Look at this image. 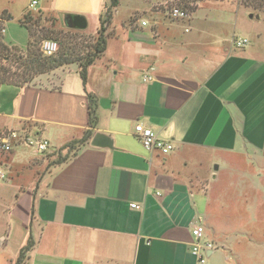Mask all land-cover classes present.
<instances>
[{
	"label": "crops",
	"instance_id": "obj_1",
	"mask_svg": "<svg viewBox=\"0 0 264 264\" xmlns=\"http://www.w3.org/2000/svg\"><path fill=\"white\" fill-rule=\"evenodd\" d=\"M10 1L19 3V20L31 13L33 0ZM38 1L40 15L69 28L68 16L95 18L94 34L111 2ZM166 2L119 0L106 51L86 84L71 64L30 85L0 87V138L14 130L51 143L44 154L18 144L0 151L8 177L0 185V264H17L30 238L34 248L22 264H198L195 225L215 244L220 225L249 222L243 203L262 213L264 37H237L226 13L210 11L226 5L240 14L239 4L201 7L185 23L168 17ZM9 7L0 16L13 20ZM236 38L250 43L237 48ZM89 94L98 99L94 128ZM137 124L175 149L147 151ZM89 130V142L66 163H50L49 155Z\"/></svg>",
	"mask_w": 264,
	"mask_h": 264
},
{
	"label": "trees",
	"instance_id": "obj_2",
	"mask_svg": "<svg viewBox=\"0 0 264 264\" xmlns=\"http://www.w3.org/2000/svg\"><path fill=\"white\" fill-rule=\"evenodd\" d=\"M177 8L186 11L188 14H195L202 4L207 0H174ZM244 8L251 11L253 15H259L264 20V0H236ZM119 0H111L109 7L100 20V28L94 42L86 49H82L78 39L72 35L77 30L63 31L54 30L55 20L48 18L53 26L47 27L41 24V17L33 18L32 13L26 14L20 24L26 28L29 34V44L25 51L16 46H9L4 42L5 30L3 22L12 20L8 13H3L0 17V60H4L7 66L0 65V87L4 85L26 86L43 76L49 75L53 71L71 65L78 64L80 67L81 78L86 84L88 78V69L95 62L104 56L107 48V39L109 37V27L112 24L113 11L117 8ZM52 39L59 42V51L53 57H46L40 50L43 40ZM16 68L17 71H14ZM89 112L91 127H95L98 122V99L95 95L89 94ZM92 137V131L85 132L84 136L77 141H73L67 146L55 152L58 159L51 164H64L68 161L71 153L79 146L87 144ZM54 155V157L56 156ZM34 248V240L30 238L28 244L22 249L17 264H22L29 253Z\"/></svg>",
	"mask_w": 264,
	"mask_h": 264
},
{
	"label": "rangeland",
	"instance_id": "obj_3",
	"mask_svg": "<svg viewBox=\"0 0 264 264\" xmlns=\"http://www.w3.org/2000/svg\"><path fill=\"white\" fill-rule=\"evenodd\" d=\"M166 2V12L168 13V17L173 21H181V19H176L172 16L171 12L175 8H177V4L174 0H165ZM10 0H0V13L3 10H7V7H9ZM223 3H231L233 5L238 4L236 0H207L204 4H202V8H212L216 5L223 4ZM19 3L17 2L14 6L9 7L10 11H12L13 14H15V18L13 20H10L8 22H3L4 31L2 34L4 35V42L9 46H16L20 48L21 50L25 51L29 44V34L25 27H23L20 24V20L18 13L14 10V7L18 8ZM200 7V8H201ZM236 7V5H235ZM75 10L82 11L84 8L75 7ZM180 9V8H179ZM241 12L240 14H236V10L233 6H226L222 5L216 8L210 9V11L213 13V15H221L222 13H226V16L223 18L225 19V22L228 24L226 25V28H233L236 27V33L237 37H245L247 36L249 39L252 36L253 40L250 39L251 42H259L264 37V20L263 19H250L247 15V12H251L250 10L240 7ZM229 10V12H226ZM235 10V11H233ZM209 10L204 9L200 12L199 16H203L206 14ZM33 15L34 19H37L38 17H41V24L43 26L51 27L53 24L51 22H48L47 16L40 15V13L36 10L30 11ZM7 13V12H6ZM193 15V14H192ZM189 14V17L182 20L186 23L187 20H189L192 16ZM2 16V15H1ZM0 16V17H1ZM69 17V16H68ZM67 17V18H68ZM215 18L219 16H213ZM47 18V19H46ZM53 18V17H51ZM63 18V17H62ZM54 19V18H53ZM88 19V27L87 29L83 30H77L75 32H72V35H74L80 43V46L82 49H86L91 45V43L94 42L95 38L97 37V34H94L93 32L96 31L97 28V20L93 17L87 18ZM58 20H55L54 23V30L57 31H63L67 33L69 30H71L66 24H59ZM76 30V29H74ZM71 33V32H68ZM244 34H246L244 36ZM249 35V36H248ZM56 41V40H55ZM58 42V41H57ZM59 44V42H58ZM7 62L4 60H0V65L7 66ZM14 71H17L16 68H13ZM41 78H37L35 82H39ZM6 153V152H5ZM49 155L50 162L54 163L58 159V156L56 155ZM252 166L248 167V169H252ZM257 169H260L259 167H256ZM255 169V168H254ZM262 174V173H261ZM7 176L6 179L1 181L0 185H5L7 183ZM258 177H252V181L257 183ZM257 189L261 190L264 194V188L261 185L256 186ZM261 193V196H262ZM260 200V198H258ZM261 201V200H260ZM262 201L260 203V206L262 205V213L258 215L256 212L259 210V206L255 207L254 204L248 203L250 206L247 205V203H243V209L242 211L246 212L247 221L244 223H234L230 221L231 223L226 225H220L222 230V233L219 235V240H217L218 243H215V249L214 252L216 256H214L215 264H264V200L262 197ZM258 215V216H257ZM224 238L228 239V246L225 245L223 247L222 240ZM209 258L207 260V264H214V260ZM210 260V261H209Z\"/></svg>",
	"mask_w": 264,
	"mask_h": 264
},
{
	"label": "built area",
	"instance_id": "obj_4",
	"mask_svg": "<svg viewBox=\"0 0 264 264\" xmlns=\"http://www.w3.org/2000/svg\"><path fill=\"white\" fill-rule=\"evenodd\" d=\"M39 1L33 0L30 9L36 10ZM176 19L184 20L189 17L186 11L179 8H174L171 12ZM146 22H144V25ZM250 43L248 38H236L235 45L237 48H243ZM42 54L46 57H53L59 51V44L52 39H45L40 45ZM153 70V69H152ZM153 77L145 76L144 81L150 82ZM135 135L141 141L145 149L151 153H160L161 155L170 154L175 148L174 145L168 141L161 139L152 129L145 127L142 124H137L135 127ZM15 144L30 148L38 154H44L49 151L51 143L48 139L31 136L28 134H21L18 131H8L0 138V151L9 153L13 150ZM6 179L5 173L0 171V180ZM133 208L140 209L139 206L132 205ZM205 227L202 225H195L192 230L194 238L191 254L197 260L198 264H207L209 254L215 249V244L210 241H205Z\"/></svg>",
	"mask_w": 264,
	"mask_h": 264
},
{
	"label": "water",
	"instance_id": "obj_5",
	"mask_svg": "<svg viewBox=\"0 0 264 264\" xmlns=\"http://www.w3.org/2000/svg\"><path fill=\"white\" fill-rule=\"evenodd\" d=\"M253 17V15H251ZM257 18H260V16H257ZM68 24L70 28L76 29V30H85L88 27V21L86 17L82 15H72L67 18ZM93 145L97 146V141H93Z\"/></svg>",
	"mask_w": 264,
	"mask_h": 264
}]
</instances>
